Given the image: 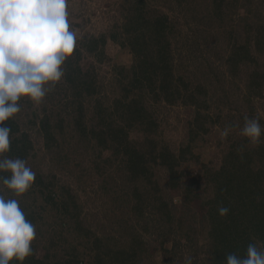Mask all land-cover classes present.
Instances as JSON below:
<instances>
[{
  "label": "trees",
  "instance_id": "trees-1",
  "mask_svg": "<svg viewBox=\"0 0 264 264\" xmlns=\"http://www.w3.org/2000/svg\"><path fill=\"white\" fill-rule=\"evenodd\" d=\"M124 2L122 25L118 29L113 27L108 34L86 35L62 65V79L36 107L29 98L19 101L20 111L4 122L11 128L10 151L5 155L26 161L36 158L31 133L34 130L43 139V158L54 161V165L72 162L65 151L67 146L72 148L74 159L91 160L93 167L102 173L117 162L115 168L122 175L118 179L112 177L113 185L123 188L121 202L126 206L131 204V215L113 230L93 231L82 222L83 210L72 186L59 184L55 174L47 178L39 168L32 187L19 197L0 183V195L17 199L26 219L35 226L33 254L22 264H189V261L225 264L229 254L246 256L249 244L264 250V118L258 119L262 135L257 142L251 143L246 136L233 139L220 167L203 164L204 171L194 176L184 166L185 162L199 161L193 145L188 143L175 152L168 145L157 144L151 134L159 126L146 103L151 98L152 102L180 103L194 108L190 122L194 141L195 136L209 131L208 114H203L209 109L207 90L202 84L192 87V81L177 73L171 39L175 28L168 15L151 9L146 0ZM262 6L264 0H212V6H205L207 15L201 16L202 21L215 18L221 21V12L225 9L234 13L245 11L241 17L246 29L244 41L234 42L222 59L230 75L246 76L249 91L244 99L248 102L264 95ZM108 40L128 48L133 55L129 67L119 64L114 68L121 94L113 102L103 99L95 65L86 66L84 62L88 56H93L98 63L105 62ZM253 113L251 109L240 112L237 120L232 115L231 128L237 129L238 122L244 124L245 117L254 118ZM133 130L149 134L147 149L131 138ZM83 152L87 158H83ZM256 164L259 165L256 167ZM157 168L165 172L164 179L157 175ZM104 176L111 180L105 172ZM210 185L212 196L203 195L202 190L206 191ZM103 189L109 191L106 185ZM172 190L180 193V204L174 203ZM197 203L206 209L202 218L209 225L205 243L200 242L199 229L183 227L184 222L198 219L192 207ZM180 207L183 210L178 213ZM221 207L229 209L226 215L219 214ZM50 212L56 218L48 225L54 229L57 225L61 227L49 235L43 256L38 257L34 254L41 246L38 235L43 234L42 225L47 223ZM150 222L159 228V235L163 237L156 238L155 243L144 238L143 231L151 233ZM172 223L185 240H175L167 246L170 234L160 228ZM71 236L75 237L71 239ZM74 239H77L75 244ZM158 252L161 258L156 261ZM10 264L19 262L13 259Z\"/></svg>",
  "mask_w": 264,
  "mask_h": 264
},
{
  "label": "rangeland",
  "instance_id": "rangeland-1",
  "mask_svg": "<svg viewBox=\"0 0 264 264\" xmlns=\"http://www.w3.org/2000/svg\"><path fill=\"white\" fill-rule=\"evenodd\" d=\"M146 2L154 11L168 15L169 22L175 28V36H172L171 39L177 73L192 81V87L202 84L208 93L209 109L203 111V114L204 116L208 114L206 126L209 131L195 136L194 141L191 140L192 131L190 130L194 108L180 103L169 105L166 102H152L151 98H147L146 103L149 113L159 126L156 133L151 134L156 143L168 145L175 152L191 143L194 153L199 156V161H188L184 163V166L188 167L194 176H197L204 171L203 164L220 167L224 163V157L230 149L232 140L244 137L241 131L244 124L241 125L238 122L237 129L231 128L229 118L232 115L237 120L240 112L247 113L251 109L254 112L252 115L254 118H264V95L254 97L250 102L247 101V98L245 100L244 96L249 91L245 84L246 76L243 77L242 74L238 77L230 75L222 59L229 54L234 42L244 41L246 29L241 17L245 15V11L240 10L234 13L225 9L221 12V21L216 18L212 21L204 19L202 21L201 16L207 15L205 6H212V0H146ZM124 4V0H67L68 20L70 29L76 33V46H80L81 40L86 35L108 34L113 27L118 29L123 23ZM261 9L264 12V6ZM105 53L106 61L103 63H98L93 56H88L84 62L86 66H89L90 63L95 65L97 80L104 95L103 99L113 102L114 98L121 94L116 80L117 72L114 68H117L119 64L129 67L133 63V55L128 48H122L111 40H108ZM23 99L27 98H21V100ZM34 104L35 107L38 105ZM91 114L92 110L89 115ZM226 127L229 129V134L225 137L222 133ZM31 133L32 138L35 139L37 156L29 158L27 166L34 172L42 168L45 177L55 174L59 184L65 183L72 186L73 193L76 194L78 203L83 210L82 222L87 227L93 231L102 228L111 230L113 227L117 228L119 223L122 224V220L131 215V204L126 206L121 202L123 188L113 185L112 177L118 179L121 174L117 167L115 168L117 162L110 169H103L102 173L93 167L91 160L74 159L72 148L67 146L65 151L70 154L72 162L69 165L63 163L59 166L54 165V161H49L47 157L43 158L45 149L42 137L34 130ZM131 138L138 145L148 148L149 134L133 130ZM84 154L83 152V158H87ZM259 164H256V167ZM262 166L264 168V163ZM157 170L159 173L157 175L164 179L165 172L160 168ZM104 172L111 176V180L107 179L108 176H104ZM104 182H107L105 185L109 191L103 189ZM212 190V185H210L206 191L202 190V194L212 196ZM179 194L178 191L170 192L176 204H180L182 200ZM192 207L196 210L195 214L198 219L184 222L183 227L199 229L200 242L205 243L208 238L209 225L206 221L202 222V218L206 209H203L199 203ZM179 209L178 213L183 210V207ZM53 218H56L54 214L48 213L47 223L42 225L43 234L38 235L41 246L36 249L35 256H43V247L48 243L49 235L61 227V225H57L54 229L52 225H48ZM132 220L134 221V217ZM151 224L152 222L148 223L151 233L143 231L144 238L150 243H155L156 238L162 239L163 237L159 235V228L156 225L151 226ZM138 229H141V225ZM160 229L162 232L167 230L170 234L167 246H171L175 240L180 242L185 240L181 232L175 228L174 223ZM74 237L71 236V239ZM76 242L77 239H74L73 243ZM65 246L68 247V243ZM79 250L82 251L83 248L80 247ZM65 257L67 258L68 255L66 254ZM155 257L154 260H160V252Z\"/></svg>",
  "mask_w": 264,
  "mask_h": 264
},
{
  "label": "clouds",
  "instance_id": "clouds-1",
  "mask_svg": "<svg viewBox=\"0 0 264 264\" xmlns=\"http://www.w3.org/2000/svg\"><path fill=\"white\" fill-rule=\"evenodd\" d=\"M67 0H0V183L19 197L33 185L36 173L27 161L9 158L11 128L5 125L20 111L21 98L39 104L64 76L62 65L76 47L70 29ZM242 135L257 142L262 127L256 118L245 117ZM226 127L222 135L227 136ZM226 215L227 207L218 209ZM35 226L14 198L0 195V264L22 262L33 254ZM191 264V261H189ZM225 264H264V250L249 244L246 256H226Z\"/></svg>",
  "mask_w": 264,
  "mask_h": 264
}]
</instances>
